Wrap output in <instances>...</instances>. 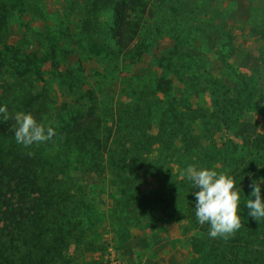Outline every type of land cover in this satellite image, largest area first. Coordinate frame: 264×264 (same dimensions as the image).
Wrapping results in <instances>:
<instances>
[{
    "label": "rangeland",
    "instance_id": "obj_1",
    "mask_svg": "<svg viewBox=\"0 0 264 264\" xmlns=\"http://www.w3.org/2000/svg\"><path fill=\"white\" fill-rule=\"evenodd\" d=\"M92 4L93 0H0V15L6 22L0 31V99L5 95L16 105L14 114L23 112L18 102L26 92L24 87L45 98V117L39 121L38 114L31 115L47 128L65 105L87 107L88 91H103L114 106L131 107L141 91L158 90L157 81L165 76L172 80L171 90L158 92L146 111L150 116L146 127L156 133L164 107L174 98L182 106L191 103L210 110L213 77L233 91L242 88L226 67L228 63L255 87L257 99L235 125L222 122L213 140L220 145L229 139L242 143L264 135V0H145V8L128 14L131 30L138 31L135 45L143 37L146 40L141 55L136 56L138 61L133 58L135 52H120L107 38L89 30ZM93 16L104 23L112 19L108 10ZM15 54L19 60H31L37 71L25 83L12 68ZM71 80L73 89L68 85ZM192 132L201 134L198 123ZM211 142L203 140L204 144ZM34 144L45 155L50 151V156L59 147L48 140ZM187 149L184 142H177L176 152ZM158 155L154 152L152 157ZM63 158L68 165L70 160ZM73 162L78 165L70 163L64 172L69 188L82 187L91 208L101 211L102 221L107 218L74 233L78 241L56 263L201 264L192 248V238L199 232L187 220L166 218L174 212L173 206L169 209L162 204L158 194L162 185L150 171L130 176L141 191L135 200L145 204H133L129 220L120 221L115 213L124 203L119 188L110 179L102 181L95 174L80 172L86 165L83 158ZM179 169L170 168L168 174L174 176ZM262 178L264 171L257 180Z\"/></svg>",
    "mask_w": 264,
    "mask_h": 264
},
{
    "label": "trees",
    "instance_id": "obj_2",
    "mask_svg": "<svg viewBox=\"0 0 264 264\" xmlns=\"http://www.w3.org/2000/svg\"><path fill=\"white\" fill-rule=\"evenodd\" d=\"M145 6V0H93L87 26L120 52L127 51L130 55L135 52L133 58L138 61L136 56L141 55L146 40L143 37L135 45L138 31L131 30L128 14ZM103 10L111 12L110 23L94 18ZM5 26V17L0 15V31ZM13 56L12 68L25 83L36 69L31 60ZM226 67L242 83V88L233 91L213 77L210 110L191 103L182 106L174 98L164 107L156 133L146 127L150 123L146 111L150 109V99L158 92L171 90V79L160 77L158 90L141 91L131 107L114 106L112 98L103 91L86 92L87 107L67 104L55 116L56 122L48 123L55 132L48 141L59 144L53 149V156L50 151L45 155L46 151L38 145L24 148L15 142L12 131L15 121L11 117L16 105L4 95L0 105L7 107L10 118L0 121V264H58L55 261H63L72 242L78 241L79 236L74 233L82 232L88 223L99 225L106 220L107 217L103 221L99 217L101 211L91 208L82 187L69 188L65 180L64 172L70 163L76 166L78 162L73 159L81 158L86 165L80 172L95 174L102 181L110 179L119 188L124 203L115 213L120 221L129 220L133 204L144 206L145 203L135 200L141 191L130 176L148 170L162 185L158 190L162 204L169 209L173 206L174 212L166 218L187 220L199 232L192 238V248L201 264H264V219L257 222L248 217V209L244 207L250 192L249 174L257 180L264 171V135L242 143L229 139L220 145L213 140L222 129V122L235 125L257 99L255 87L233 71L231 65L227 63ZM73 81L68 84L71 89L75 87ZM24 91L18 109L38 114L41 121L48 108L45 98L25 87ZM195 123L199 124L200 135L192 132ZM208 139L212 142L204 144L203 140ZM179 140L186 144L185 152L175 151ZM154 152L159 153L156 159L152 157ZM136 153L145 157L138 159ZM63 157L70 160L68 165ZM190 164L229 174L237 189H242L238 210L242 226L226 239L210 238L209 225H200L196 220L195 198L191 194L194 189L180 177L181 170ZM175 166L180 169L170 176L168 172Z\"/></svg>",
    "mask_w": 264,
    "mask_h": 264
},
{
    "label": "clouds",
    "instance_id": "obj_3",
    "mask_svg": "<svg viewBox=\"0 0 264 264\" xmlns=\"http://www.w3.org/2000/svg\"><path fill=\"white\" fill-rule=\"evenodd\" d=\"M9 118L7 107L0 105V121H7ZM11 118L15 121V127L12 129L15 142L24 148L50 140L55 135L51 126L46 128L30 113L16 112ZM180 177L186 179L194 189L191 194L195 198V217L200 225H209L210 238L226 239L241 228V215L238 210H241L242 189H237L231 175L190 164L181 170ZM249 180L250 192L244 207L248 209L247 216L258 222L264 219V200L261 197L264 178L255 180L249 174Z\"/></svg>",
    "mask_w": 264,
    "mask_h": 264
}]
</instances>
